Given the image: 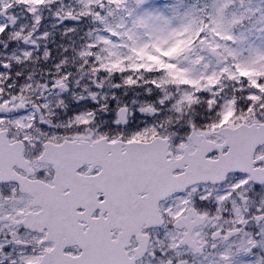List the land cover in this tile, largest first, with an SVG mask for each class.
<instances>
[{
    "label": "snow or ice",
    "instance_id": "6c2138e0",
    "mask_svg": "<svg viewBox=\"0 0 264 264\" xmlns=\"http://www.w3.org/2000/svg\"><path fill=\"white\" fill-rule=\"evenodd\" d=\"M0 264H264V0H0Z\"/></svg>",
    "mask_w": 264,
    "mask_h": 264
}]
</instances>
